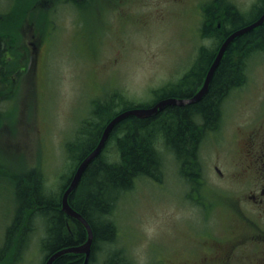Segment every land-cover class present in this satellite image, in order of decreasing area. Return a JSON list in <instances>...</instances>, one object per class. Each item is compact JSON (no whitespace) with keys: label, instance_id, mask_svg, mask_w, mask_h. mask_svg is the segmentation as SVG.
<instances>
[{"label":"rangeland","instance_id":"374dc122","mask_svg":"<svg viewBox=\"0 0 264 264\" xmlns=\"http://www.w3.org/2000/svg\"><path fill=\"white\" fill-rule=\"evenodd\" d=\"M16 1L0 0V34L13 44L8 68L27 67L0 81V251L14 220L19 176L36 170L50 192L59 191L75 165L66 144L84 121L96 119V101L109 110L116 102L111 110L120 111L125 103L112 101L120 92L128 102L150 106L160 99L157 90L176 83L198 48L210 44L200 32L204 0H93L79 7L56 0L64 4L55 9L41 0H31L37 5L28 9L21 0L13 6ZM231 1L252 12L258 0ZM31 41L40 43L35 61ZM247 74V83L228 101L239 120L262 112L264 52L252 56ZM159 146L162 175L138 178L115 200L109 216L115 238L99 244L92 264H103L116 251L133 264H158L159 256L168 264H195L183 251L196 240L188 226L197 224L195 210L188 201L182 204L191 186L183 184L174 154L163 141ZM107 153L114 155V142ZM43 235L38 223L19 264L45 263Z\"/></svg>","mask_w":264,"mask_h":264},{"label":"trees","instance_id":"16d2710c","mask_svg":"<svg viewBox=\"0 0 264 264\" xmlns=\"http://www.w3.org/2000/svg\"><path fill=\"white\" fill-rule=\"evenodd\" d=\"M201 9V36L209 39L210 44L198 48L190 68L175 85L157 90L160 99L191 97L196 86L207 75L221 43L233 31L258 19L264 12V0L256 3L252 12L240 10L231 0H204ZM253 12L255 14L251 15ZM4 49L0 36V64ZM259 52H264V23L233 40L214 73L207 93L199 101L169 105L152 117L130 116L115 126L106 146L88 165L78 187L69 197L71 205L89 220L94 230L89 264L93 263L99 244L109 243L115 238L116 226L109 217L115 200L123 191L131 189L138 178L159 179L162 175L159 146L162 141L174 154L180 173L192 169L191 160L196 155L197 140L204 132L203 124L216 120L222 96H227L247 82L249 60ZM15 70L0 69V81L3 79L1 77L11 75ZM116 97L125 103L122 110L143 106L128 102L120 92L115 93ZM115 104L109 110L104 107V101L97 102L94 110L96 119L90 122L92 126L88 120L86 123L84 121L75 137L67 142V152L75 165L59 191L50 192L36 170H29L16 179L15 216L0 251V258H8L7 264L21 262L38 223L44 227L41 245L46 253L45 260L59 249L81 245L86 241V227L62 210V197L77 166L97 146L108 122L122 111L111 110ZM111 142L115 144L114 155L107 153ZM84 259L83 253H66L53 264H83ZM103 264L133 263L124 252L116 251L110 258L105 257Z\"/></svg>","mask_w":264,"mask_h":264},{"label":"flooded vegetation","instance_id":"af4514ba","mask_svg":"<svg viewBox=\"0 0 264 264\" xmlns=\"http://www.w3.org/2000/svg\"><path fill=\"white\" fill-rule=\"evenodd\" d=\"M67 1L70 3L67 5L79 7L93 0ZM23 3H26V9L37 5L31 0L18 2ZM39 3L50 8L54 5V9L64 4H56V0H41ZM50 15L48 19L53 22L52 12ZM0 36L5 45L0 69H9L13 44L5 33ZM30 43L35 61L40 43ZM205 78L196 86L194 94L202 87ZM175 84L169 83L166 87ZM231 94L222 96L216 120L203 124L204 132L197 140L196 155L191 160L192 169L181 172L183 184L191 186L192 191L190 195H182V204L190 203L188 205L195 210L197 221L196 226L188 225L195 232V245L183 251L189 252L186 255L195 264H264V106L262 104L259 114L241 120L232 118L228 104ZM112 101H115L113 95ZM234 230H239L241 237L235 238ZM168 260L165 256L157 258L158 264H168Z\"/></svg>","mask_w":264,"mask_h":264},{"label":"water","instance_id":"95a60500","mask_svg":"<svg viewBox=\"0 0 264 264\" xmlns=\"http://www.w3.org/2000/svg\"><path fill=\"white\" fill-rule=\"evenodd\" d=\"M263 23H264V13L257 20L233 31L231 34H229L226 37V39L223 41L222 45L220 46L219 51L212 65L210 66V69L207 72V75H206V78H205V81L202 87L192 97L190 98L168 97V98H164V99L157 101L154 105L149 106V107L129 108V109L119 112L108 122L105 129L103 130L99 143L80 162L69 185L65 189L63 193V197H62V210L69 216L76 218L81 223H83V225L87 229V233H88L87 239L81 245L65 247V248L55 251L54 253H52L51 255L47 257L44 264H53L58 257L66 253H84L85 259H84L83 264H89L91 253H92L93 242H94V230L89 220L71 205L69 201V197L71 193L75 191L76 188L78 187L80 180L83 176V173L87 169L88 165L102 152L115 126L130 116H137L139 118L152 117V116L157 115L160 111L164 110L169 105H185L187 103H193V102L199 101L207 93L209 89V85L214 76V73L220 64L225 51L227 50L229 45L233 42V40L237 36L247 33L255 29L256 27L262 25Z\"/></svg>","mask_w":264,"mask_h":264}]
</instances>
